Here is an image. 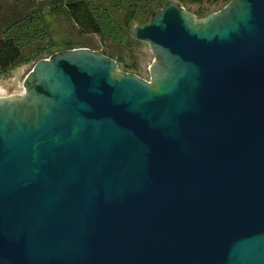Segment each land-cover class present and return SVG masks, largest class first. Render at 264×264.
I'll return each mask as SVG.
<instances>
[{
  "label": "water",
  "instance_id": "1",
  "mask_svg": "<svg viewBox=\"0 0 264 264\" xmlns=\"http://www.w3.org/2000/svg\"><path fill=\"white\" fill-rule=\"evenodd\" d=\"M132 34L149 80L76 46L0 96V264H264V0Z\"/></svg>",
  "mask_w": 264,
  "mask_h": 264
},
{
  "label": "trees",
  "instance_id": "2",
  "mask_svg": "<svg viewBox=\"0 0 264 264\" xmlns=\"http://www.w3.org/2000/svg\"><path fill=\"white\" fill-rule=\"evenodd\" d=\"M3 1L0 0V75H7L13 67L36 62L45 54L51 55L61 49L54 38L50 15L57 21L69 19L79 27L81 35L96 32L109 39L114 44L110 53L121 58L115 48L135 42L132 28L139 21L138 5L143 0H11L14 5L7 7L2 6ZM66 47L76 45L69 40Z\"/></svg>",
  "mask_w": 264,
  "mask_h": 264
},
{
  "label": "rangeland",
  "instance_id": "3",
  "mask_svg": "<svg viewBox=\"0 0 264 264\" xmlns=\"http://www.w3.org/2000/svg\"><path fill=\"white\" fill-rule=\"evenodd\" d=\"M167 0H143L138 5L139 21L137 24L145 23L150 19L151 14L163 6ZM180 1V0H179ZM230 0H217L215 2L204 1L198 2H181L187 9L194 12L197 17H204L207 14L217 11L224 7ZM5 7L12 4L11 0H5L2 3ZM14 5V4H12ZM54 38L61 44V49L66 47L69 40H73L74 45H91L88 47L98 49L103 53L115 58L121 65V69L127 72H133L145 79H150V65L154 60V54L147 41L135 39L134 43L124 44L123 47H116V53L121 58L110 53L111 45H114L109 39H104L96 32H87L82 35L79 33V27L68 20L57 21L50 15ZM61 22V23H60ZM80 34V35H79ZM50 56L49 54L45 57ZM35 61L20 64L9 70L7 75H0V96H6L21 93L24 89L23 82L27 73L32 69Z\"/></svg>",
  "mask_w": 264,
  "mask_h": 264
}]
</instances>
